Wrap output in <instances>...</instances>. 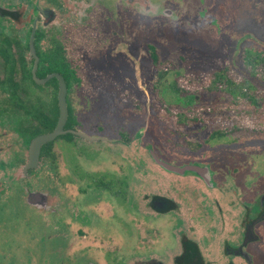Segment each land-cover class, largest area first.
Here are the masks:
<instances>
[{"label": "flooded vegetation", "instance_id": "af4514ba", "mask_svg": "<svg viewBox=\"0 0 264 264\" xmlns=\"http://www.w3.org/2000/svg\"><path fill=\"white\" fill-rule=\"evenodd\" d=\"M217 1L223 10L225 4ZM151 17L169 32L195 21L183 15L180 0H0V264H264V248L256 246L264 239V192L252 201L241 197V209L231 208L236 204L231 195L240 200L238 189L222 188L207 163L177 165L150 148L169 176L160 182L163 192L144 191L138 209L132 173L125 159L119 162L120 153H109L106 165L100 156L105 150L79 143L111 142L82 129L76 114L81 104L73 96L84 95L87 62L146 38ZM211 19L215 24L214 14ZM148 47L159 70L156 94L164 100L168 93L177 95L168 82L174 76L165 70L178 74L184 67L176 64L186 62L163 61L154 45ZM119 54L97 63L103 70L114 67L107 62L122 64L116 80L128 85L137 76L131 59ZM57 74L66 84V133L37 150L38 137L53 131L60 117ZM132 141L122 133L114 144L126 148ZM152 152L176 166L199 165L203 173L169 171ZM167 181L173 191L165 189ZM91 194L99 199L93 206L85 199ZM105 197L118 200L125 215H115V206L101 201ZM133 208L143 215L134 220ZM147 208L158 215H146ZM112 219L127 235L130 224L136 227V241L107 237L115 228Z\"/></svg>", "mask_w": 264, "mask_h": 264}, {"label": "rangeland", "instance_id": "374dc122", "mask_svg": "<svg viewBox=\"0 0 264 264\" xmlns=\"http://www.w3.org/2000/svg\"><path fill=\"white\" fill-rule=\"evenodd\" d=\"M212 1L180 0L183 15L195 20L193 23L184 24L181 31L175 29L169 32L164 29L163 21L156 22L157 18L151 17L146 21V38L115 49L121 53L119 56L131 59L136 80L131 79L127 82L128 85L116 80L122 64H105L107 67L114 66V71L101 68L98 60L107 61L118 53L108 50L98 60L91 59L87 62L85 71L88 82H84V95L73 96L76 103L81 104L76 112L81 128L91 134L100 133L111 141L104 145L86 140H79V143L97 151L105 150V153L101 151L100 156L102 164L106 165L109 164V153H120L119 162L125 159L124 163L132 173L131 190L138 209L145 192L152 194L164 191L160 182L169 176L155 163L150 148L162 159L177 165L186 162L207 163L214 170L215 178L222 188L238 189L240 200L231 195L230 199L236 201L231 208H240L237 206L238 201H252L264 192V68L260 63L254 64V55L249 60L245 53H264V0H219L225 4L223 10L216 7L218 1L215 0L213 11ZM211 14L216 18L215 24H210ZM150 44L157 48L163 61L181 57L186 62L176 64L177 68H184L179 74L174 72V78L170 75L168 82L185 86L196 94L195 105H176L174 94L168 93L165 100L156 94L153 84L158 81L159 70L152 63L148 47ZM220 72L229 73L233 84L226 79L224 83H219L215 75ZM171 100L173 120L166 117L172 107L165 103ZM176 106L184 108L183 110L197 107L194 109L197 110L195 113L200 112L201 115L225 114L223 121H208L212 127L220 124L224 129L236 121L243 129L248 127L255 131L251 135L242 131L243 133L219 140L209 139V133L201 130L200 126L191 130L185 126L180 132L175 126ZM252 108H256L257 112L248 114L247 111ZM184 122L191 121L184 119ZM186 131L187 135L184 134ZM122 133L133 140L129 147L114 144L115 139L122 137ZM138 133L141 136L139 140L135 136ZM80 156L81 154L79 158ZM59 161L62 168L63 162ZM165 189L168 192L174 190L169 182ZM85 199L90 206L99 201L94 194ZM103 199L101 201L104 203L115 206V215H125L118 200L109 197ZM107 207L108 205L104 209ZM148 211L147 208L146 215H158L157 212ZM233 213L237 214L238 209ZM142 215L137 209H132L134 220ZM112 220L115 228L107 232V237H125L126 240L132 237V242L136 241V227L130 224V233L127 235L121 229L122 225L117 220ZM98 222L102 223V218ZM256 246L264 248V239Z\"/></svg>", "mask_w": 264, "mask_h": 264}, {"label": "trees", "instance_id": "16d2710c", "mask_svg": "<svg viewBox=\"0 0 264 264\" xmlns=\"http://www.w3.org/2000/svg\"><path fill=\"white\" fill-rule=\"evenodd\" d=\"M245 53H246V57H248L249 60H251L252 59V55H254V59H253L254 64L257 65V64L260 63L263 66V68H264V53L263 52H260V51H254V52L247 51ZM153 55H154V59L158 58L157 54L155 52H154ZM259 59L261 61H259ZM156 64L159 65L158 63H156ZM173 71H174L173 68L166 69L165 70L166 76L170 75L171 73L173 74L174 73ZM177 71H179V70H177ZM230 76L231 75L229 73H224V72L221 73L220 72L219 74L215 75V77H216L215 79L218 80L219 83L220 82L224 83V80L226 79V81L228 80V82L230 84H233V78H232V76L231 77ZM185 88H186L185 86H182V85L179 86L177 83H173L172 89L177 94V95H173V96L176 97L175 98L176 105L177 104H180V106H184L185 105L184 107L190 106V105H195L196 100H197V95H195L191 91L187 90L188 88H186V89ZM230 91H232V89ZM167 96L168 95H166L165 97H167ZM162 98L164 100V97H162ZM171 103H173L172 100H171V102H166L165 104L166 105H171ZM233 103L236 104V101L233 100ZM178 106H176V109H175V114H176L175 118L177 120V121H175V123H176L175 126H176V130L180 131V132H182L181 130L185 126H187V128L190 129V130L193 129V128H198L200 126V129L201 130H206V132L209 133V135L211 137L222 138L223 136L234 135V134H237V133L242 132V131H244L247 135L249 133L251 135V132L255 131L252 128H248V127H245V129H243L242 126H239L238 122H236V121H234L231 125L225 126L224 129H223V127L220 124L217 127H212L211 124L208 121H211V120L223 121V119H225V114H223V115L215 114V115L220 116V119H217L218 116H209V115H204V114L201 115L200 112L198 114L195 113L197 110L195 111L194 109L195 108L197 109V107H192V109L183 110L184 108H182V107L179 108ZM171 107L172 108L170 109V112L166 114V117L168 119H172V117H173V113H172L173 105H171ZM255 112H257L256 108H252V110L247 111L248 114L255 113ZM170 113H172V116L170 115ZM192 113H193V115H192ZM184 119L190 120L191 122H196V124H193V123L191 125L182 124L184 122ZM55 122H56V119H54L53 124H55ZM198 122H203L204 124H199ZM187 133L185 132L184 134L187 135Z\"/></svg>", "mask_w": 264, "mask_h": 264}, {"label": "water", "instance_id": "95a60500", "mask_svg": "<svg viewBox=\"0 0 264 264\" xmlns=\"http://www.w3.org/2000/svg\"><path fill=\"white\" fill-rule=\"evenodd\" d=\"M56 75V74H54ZM53 76V75H52ZM57 76L60 78V93H59V104H60V117L57 123L56 128L46 134H43L41 136L38 137L36 145H37V150L40 148V145L42 143H45L49 140H53L55 139L58 135L62 134V133H66V131H64L63 127L66 123L67 120V116H68V110H67V105H66V84L64 82V79L57 74ZM79 134L86 136L89 139H94V137H90L88 135H86L83 132H79ZM152 154L154 155L155 160L157 161V163H159L163 168L169 170V171H173V172H185L186 170H192L198 173H203L202 170L204 168H201L199 165H185V166H176L173 165L171 163H168L166 161H163L161 159H159L154 152H152Z\"/></svg>", "mask_w": 264, "mask_h": 264}]
</instances>
